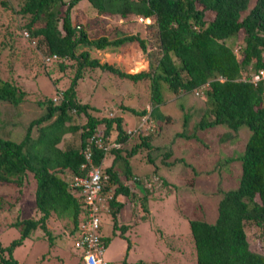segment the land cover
Instances as JSON below:
<instances>
[{
    "label": "trees",
    "instance_id": "trees-1",
    "mask_svg": "<svg viewBox=\"0 0 264 264\" xmlns=\"http://www.w3.org/2000/svg\"><path fill=\"white\" fill-rule=\"evenodd\" d=\"M81 1L0 0V56L7 53L6 67L11 68L17 62L21 70L19 76L14 73V67L7 77L0 73V186L17 193L0 194V212L6 206L13 207L29 173L34 179L36 213L34 218L17 216L8 224L19 230V236L5 246L0 242V264H17L14 248L37 229L51 238L46 222L52 214L56 218L68 217L73 234L83 202L82 195L68 192L65 178L70 174L85 176L86 169H81L83 163L101 166L110 158L103 168L107 179L102 192L111 190L107 215L112 221V231L117 227L116 214L125 205L124 201L116 200L118 195L128 199L134 222L148 221L149 197L154 199L153 195L167 185L177 187L172 178L175 173L181 177L192 176L187 172L191 170L196 174L198 169L188 162L185 154L173 155L170 149L161 150L153 143L162 123L170 120L169 97L176 98L175 107L181 111L185 107L193 110V116L182 112V130L173 136L190 145H200L206 156L209 151L216 156L209 159L210 174H221L233 162L238 166V174L231 181L233 186L214 187V192L208 194L211 201L204 203L198 199L197 211L188 218L195 263L264 264V77L261 76L264 72V0H85L96 15L109 13L121 19L138 15L148 19L155 28V63L146 61L128 66L100 62L93 55L89 57L83 47L102 49L131 42L147 55L145 39L137 33L119 31V35L111 38L104 33L89 38L86 30L89 23L76 22L71 17L72 8ZM14 37L22 39L24 50L14 52ZM27 58H32L30 65L24 62ZM72 62H75L74 72L69 74L66 70L72 69ZM83 67L107 71L131 83L149 82V108H134L122 101L114 104L120 115L127 111L140 118L145 116L149 122L145 135L136 129V142L129 148L124 147L129 136L123 130L122 116L94 115L98 109L89 103V98L84 101L78 98L76 91L79 80L84 77ZM47 70L54 73L47 81L53 90L46 95L41 83L35 82V88L43 96L36 101L41 111L27 122L22 136L11 138L10 129L4 130V127H12L16 115L11 112L12 116L8 117L7 110H17L28 100L20 81L24 77L22 72L31 73L24 80L35 81L37 73ZM255 75L258 79L252 81ZM188 95L202 97L203 101L188 103ZM215 129H222L218 132L216 147L232 139L228 133L231 131L245 135L241 148L231 154L207 147L205 133ZM66 134L70 140L63 139ZM114 141L121 146L103 148ZM141 160L151 171L146 173L143 168L141 172L140 165L135 166ZM179 161L187 166L177 165ZM161 170L173 182L167 181L159 173ZM149 174L161 181V188L154 189L144 183ZM130 225H120L121 234H118L121 236ZM245 225L259 227L262 253L249 248ZM107 264L145 262H127L124 258Z\"/></svg>",
    "mask_w": 264,
    "mask_h": 264
},
{
    "label": "rangeland",
    "instance_id": "rangeland-1",
    "mask_svg": "<svg viewBox=\"0 0 264 264\" xmlns=\"http://www.w3.org/2000/svg\"><path fill=\"white\" fill-rule=\"evenodd\" d=\"M10 1L13 2V0ZM71 17L76 22L89 23L86 27L89 38H96L100 33L109 35L110 38L113 35H119V32L121 34L140 33V37L145 39L144 43L147 49V55L140 50L135 52L131 49L136 54H130L127 61L133 60L132 63H139L141 65L146 61L150 62L152 65L155 63L157 57L154 37L155 28L150 26L148 19H142L141 17L131 14L127 15L124 19L109 13L96 15L95 9L85 0L77 3L75 7L72 8ZM92 17L95 18L91 19ZM101 23H103V25L99 26ZM97 27H100V29L98 30ZM20 37H14L16 40L13 45L14 52L17 49L24 50V46L20 42L22 41V37ZM127 43L129 42H124L117 46H106L102 49H96L93 46H85L83 48L88 51L89 57L93 55V57L99 59L100 62L119 63L122 65L124 57L119 54L114 55V53H116V51L121 52L123 45ZM136 47L138 48L137 45ZM3 52H8V50H4ZM234 53H236L237 56L239 55L237 51ZM27 59L28 60L24 62L30 65L32 63V58ZM8 60L9 56L7 53L0 56L1 75L7 77L8 72L12 71L14 67V73L19 76L21 70L18 68L17 62L12 63L11 68H9L6 67ZM72 64V69L66 70L69 74L74 72L73 68L75 67V62H72ZM81 69L82 73L84 72V77L79 80L76 93L81 101L89 98V103L97 107L98 114L94 112V115H107L108 117L120 115V111L117 110V107H114V104H118L120 101L138 109L143 106L149 108L148 81L131 83L128 79H121L115 74H111L107 71L99 69L92 70L87 67ZM22 75L24 77H22L20 81H22V88L27 91L28 100L22 103L17 110L14 109L12 111L11 109L7 110L8 108L2 107V109L9 111V114H7L8 117L12 116L11 112L16 115L13 126L10 127L6 125L4 127V130L10 129L9 136L13 139H18V137L22 136L27 122L41 111L36 101L43 96H40L39 90L35 88V82L41 83L42 90L45 91L46 95L53 90V86L47 82L50 77L54 76L51 70H47V72L41 71L39 74L37 73L35 75V81L24 80L25 77L31 76L30 71H23ZM191 100L200 104L203 98L196 99L195 96L192 97L188 95L187 102L189 103ZM176 102V98L169 97V108L167 109V113L170 115V120L167 123H162L159 128L161 132L156 136L153 143L154 145H158L161 150L170 149L173 155L178 153L182 155L185 154V158L188 162L194 164V167L198 169L199 173H197L198 171L196 170V174H192L191 170H188L187 172L192 176L187 175L185 177H181L178 173H175L172 175V178L177 187L175 185H167L162 188L161 181L149 174L144 180V183L154 189H161L153 195L154 199L151 197L148 199L150 213V219L148 221L143 220L134 222L133 216L131 217L132 214L130 215V206L127 204L128 199L125 197H122L125 205L120 214L121 216L118 217V220L116 218L117 227L113 231L111 219L106 212L101 213V235L105 246L102 259L107 263H118L126 256L125 259L127 262L142 260L145 264H196L193 243L188 229V218L197 211L196 203L198 199L204 203L211 201L208 200V194L214 192V187L227 188L233 186L231 184L233 176L238 174L236 162H233L232 165H228L225 170L220 172L221 174H210L211 161H209V159L211 160L216 156L210 151L206 156L200 145H190L188 142L183 141V139H176V137L173 136L174 133L182 130V112H187L189 116H193L192 109L185 107V109L181 111L175 107ZM179 102H182V100H179ZM184 104L186 103L184 102ZM120 116H122L124 120L123 129H131V133L127 140L128 143L126 142L124 144V147L129 148L132 143L136 142V129L141 135H145L148 130L147 126L149 122L145 116L140 118L138 116H133L127 111L121 112ZM140 124L142 125L140 126ZM221 131L222 129H215L205 133L206 140L208 141L207 147H214L223 152L227 153V151H230L231 154H235L241 148L245 140V135L242 132H240V135H236V133H230V131L228 133L231 134L232 139H228L229 141L224 144H218L216 147L214 144L217 140L218 132L221 133ZM63 139L70 140V136L66 134ZM74 142L75 140L73 143ZM192 150L195 152H192ZM209 155L211 156L209 157ZM109 162L110 158L107 157L103 166L107 165ZM144 163L145 162H142V160L140 163L136 161L135 166L138 167L139 164L140 166L138 168H140V171L142 172L144 168V171L148 173L151 171V168L144 165ZM177 165L187 166L185 162L181 161L177 162ZM132 166L134 168L133 161ZM167 169L169 171L172 170L171 167ZM161 171L159 172L161 175L162 173L164 175L166 172L164 170ZM202 171L206 173H202ZM165 177L167 181H172L168 176ZM194 181H196V186L193 185ZM129 185L131 186V183H129L128 186ZM33 191L34 179L31 174L28 173L21 188V193L13 207L7 208L6 206L4 207L5 209L1 210L0 242L3 246L19 236V230L8 226V224L12 223L17 216L20 218H34L36 216ZM0 194L16 195L17 193L15 191L13 192L8 187L0 186ZM213 202H215L214 199ZM139 213L143 215L142 212ZM143 216L146 215L144 214ZM129 223H131V225L125 228L120 236L118 234L119 232L121 234L120 225ZM46 227L50 232L51 238L48 239L42 231L37 229L35 232H32L31 237L23 239L21 244L14 248L13 257L17 264H82V259L73 247L74 235H72V223L70 219L66 216L56 218L55 215L52 214L46 222ZM244 231L249 241V248L255 252L262 253L259 227L256 225H245Z\"/></svg>",
    "mask_w": 264,
    "mask_h": 264
},
{
    "label": "built area",
    "instance_id": "built-area-1",
    "mask_svg": "<svg viewBox=\"0 0 264 264\" xmlns=\"http://www.w3.org/2000/svg\"><path fill=\"white\" fill-rule=\"evenodd\" d=\"M261 76L264 77V72ZM257 79L258 76L255 75L252 81ZM81 169H86L85 176L82 174L73 176L68 182L69 190L82 195L83 202L73 233V247L83 264H107L102 259L105 246L101 235V213L107 212V201L111 198V192H109L111 190L102 192L107 174L99 166H93L90 162L83 163Z\"/></svg>",
    "mask_w": 264,
    "mask_h": 264
},
{
    "label": "crops",
    "instance_id": "crops-1",
    "mask_svg": "<svg viewBox=\"0 0 264 264\" xmlns=\"http://www.w3.org/2000/svg\"><path fill=\"white\" fill-rule=\"evenodd\" d=\"M131 49H133L135 52L138 50V48L136 47V45H135V43H131V42H129V43H127V44H125V45H123V47H122V51L121 52H119V51H116V53H114V55L115 54H119V55H121V56H123L124 57V60H123V62H122V65L121 66H128L130 63H132L133 62V60H129V61H127V59L129 58V55L130 54H136L134 51H132ZM120 56V57H121ZM114 61H117V60H114ZM117 64V63H116ZM119 64V63H118ZM120 65V64H119ZM116 200L117 201H123V199H122V196L121 195H118L117 197H116ZM122 209H123V207L118 211V213L116 214V218H117V220H118V217L119 216H121L120 214H121V212H122ZM101 219H102V217H101ZM74 229L75 228H73V231H74ZM74 233V232H73ZM101 233H102V227H101ZM73 235V234H72ZM126 255V254H125ZM126 256H124V258H125ZM83 264V263H82Z\"/></svg>",
    "mask_w": 264,
    "mask_h": 264
},
{
    "label": "clouds",
    "instance_id": "clouds-1",
    "mask_svg": "<svg viewBox=\"0 0 264 264\" xmlns=\"http://www.w3.org/2000/svg\"><path fill=\"white\" fill-rule=\"evenodd\" d=\"M133 16H135V15H133ZM138 16V15H137ZM138 17H141V16H138ZM142 18V17H141ZM142 19H145V18H142ZM138 35L140 34V33H138V32H136ZM129 34V33H128ZM131 34V33H130ZM139 37H140V35H139ZM108 63V62H107ZM142 124H140V126H141ZM137 127V126H136ZM124 128V127H123ZM145 128V127H144ZM124 130V129H123ZM125 131V133H127L128 134V136H129V134L131 133V129H127V130H124ZM114 145H116V146H114ZM100 147H103V146H100ZM110 147H112V148H117V147H120V143L119 142H111V144L110 145H106V146H104L103 148L105 149V150H107L108 148H110ZM93 166H95V165H93ZM102 170H103V164H101V166H99ZM83 170V169H82ZM66 176V175H65ZM64 176V177H65ZM73 176H77L76 174H70V175H68V176H66V182H67V187H68V182L72 179V177ZM67 190H68V192H70V193H72L70 190H69V188H67ZM109 192H111V191H109ZM108 209H109V206H108ZM107 212H108V210H107ZM106 212V213H107ZM101 227H102V219H101ZM102 234V233H101Z\"/></svg>",
    "mask_w": 264,
    "mask_h": 264
}]
</instances>
